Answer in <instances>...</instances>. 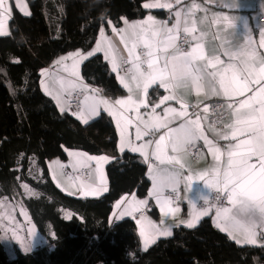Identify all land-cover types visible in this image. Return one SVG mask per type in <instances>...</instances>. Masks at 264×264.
Wrapping results in <instances>:
<instances>
[{
    "label": "trees",
    "instance_id": "1",
    "mask_svg": "<svg viewBox=\"0 0 264 264\" xmlns=\"http://www.w3.org/2000/svg\"><path fill=\"white\" fill-rule=\"evenodd\" d=\"M144 1L27 0L29 15L14 12L9 33L0 35V199L25 209L48 240L40 250L10 251L0 227V264H264V244H238L208 218L141 248L133 219L112 221V206L131 191L146 193L144 162L118 151L104 115L85 124L39 87L43 66L88 49L101 25L142 16ZM80 74L109 96L123 91L100 54L82 61ZM67 150L111 156L106 191L81 197L56 186L47 160Z\"/></svg>",
    "mask_w": 264,
    "mask_h": 264
},
{
    "label": "snow or ice",
    "instance_id": "2",
    "mask_svg": "<svg viewBox=\"0 0 264 264\" xmlns=\"http://www.w3.org/2000/svg\"><path fill=\"white\" fill-rule=\"evenodd\" d=\"M17 3L19 7V0ZM176 3L179 4L180 0H176ZM228 6L237 7V3ZM144 7L148 9L171 8L172 5L156 0L154 3H146ZM198 7L199 5L193 4L187 13L176 11V22L171 27L151 15L145 20L135 23L125 20V28L120 29L119 32L124 34L121 35V43L124 44L127 51L126 59L119 55L111 41L104 37L102 30L103 39L98 40L96 47L86 56L76 52L62 58V61L71 60L72 64L64 66V71L70 78L61 79V91H67L71 96L73 90H82L84 95L83 100L80 101L81 109L73 112V115L85 124L91 117L100 116L99 109L103 107V110L116 123V128L120 133L121 152L125 148L133 153L138 152L144 157L145 162L149 160L150 154L158 162L157 164L149 163V176L152 180L150 195L155 198L162 212L165 209L169 212L177 211L170 207L172 198L166 195V190L177 193L178 185L181 182H184L186 191L190 190L191 183L195 178L203 181L206 188L215 190L216 196L211 204H209L208 197H199L208 207L195 213L193 220L187 223V227H193V221L198 220L201 216H206L212 208H215L217 227L221 231L227 232L238 244H255L257 230L264 232V55L258 54L252 46L254 42L248 36L246 27L242 45L233 47L227 40L221 44L224 55L228 57V63L222 61L219 55L206 56L202 43L205 33L201 32L198 36L193 35L196 32L194 20L192 26H188V17L192 14V9ZM24 8L26 5L21 10L24 11ZM10 14L11 11L6 6V0H0V35L8 34L5 31V26L6 17ZM24 14L29 15L26 11ZM182 15L183 32L190 36L192 41H196L195 44H191L188 40L184 41V43L190 44V50L187 52L183 51L182 46L176 43L181 31ZM233 21L232 17L222 16L217 17L213 23H219L222 30L226 31L235 29ZM113 31L117 30L114 28ZM260 35V46L264 47V31ZM98 52H104V59L110 64L111 72L116 73L119 82L130 93L126 99L110 101L99 98L97 90L90 89L80 79L78 71L80 63ZM62 61H58V63H62ZM71 77L75 79H71ZM155 84L166 91L191 87L197 95L210 90L212 95H222L225 100L231 101L226 104V109L233 119L230 124L225 125L230 131L219 135L225 141L236 142L227 144L224 149L214 145L203 136L200 117L197 115L195 119L190 118L187 106L180 101H177L180 103L179 110L166 106L163 109V114L157 112L164 102L177 100L174 94L163 96L160 103L153 106L151 113L145 119L139 110L141 107L146 108L147 104L144 99L133 98L135 95L133 85L141 93L147 94L148 89ZM45 91L46 94H52L47 88ZM153 91L156 92L158 89H153ZM58 95L53 98L57 99L59 104ZM237 97H241V99H236ZM116 106L125 112L131 111L135 114L134 117L128 118ZM60 110L64 112L67 109L60 105ZM134 120L139 121V124L135 125L136 141L142 140L145 136L162 134L155 141L147 140L136 144L127 136V127L133 125ZM140 125L143 127L141 128ZM198 139H204L215 163L205 172L196 174L189 172L185 176L182 172L184 165L181 163L180 154L189 144H193ZM169 149L173 155L168 154ZM91 160L96 161L100 185L86 186L85 195H96L107 190L103 187V173L100 169L101 164L106 161V157L85 158L81 155L77 164L80 167H88L87 162ZM167 165H172V167H167ZM177 165L179 167H176ZM221 200H226L229 206L217 203ZM122 202H118L117 207H120ZM147 203L146 200H136L133 196L127 201L120 216L138 212ZM145 220L146 218L141 215V219L137 221L145 248L150 243H154L157 236L171 235L168 230H161L150 221L145 223Z\"/></svg>",
    "mask_w": 264,
    "mask_h": 264
},
{
    "label": "crops",
    "instance_id": "3",
    "mask_svg": "<svg viewBox=\"0 0 264 264\" xmlns=\"http://www.w3.org/2000/svg\"><path fill=\"white\" fill-rule=\"evenodd\" d=\"M154 2H156V0H145L143 2V7L146 3H154ZM159 2L169 3L172 5V7L171 8H150V9L144 7L146 11L140 17L132 18V19L123 18L118 26L113 25L111 22L101 25L98 29V32H97V35H96V38L93 44L88 49L86 50L74 49V50H70L68 52H65V53H62L56 56L50 64L43 66L39 70V87L41 91L44 94H46L45 89L47 88V90L51 92L52 94L51 95L46 94V95L49 96L53 100L57 108L60 109V105H63L67 109L66 94L68 92L61 91L60 81L62 78L64 79L70 78L68 77V73L64 71V66L65 65L71 66L72 61L71 60L62 61V58L68 57L69 55L76 53V52H80L86 56L88 52L93 51V49L96 47L97 41L103 39V37L101 36V31L103 30L104 37H107V39L111 41L112 46L118 51L119 55H121L122 57L126 59L127 51L125 50L124 44L121 43V35H124V34L119 32L120 29L125 28V23H124L125 20L128 21L129 23H135L138 21H143L149 15H151L156 20L163 22L168 27H171L176 22L175 12L181 11L182 13H187L188 9L191 8L193 4L199 5V7L192 9V14L188 17V26L191 27L192 21L194 20L196 22L195 24L196 32L193 33V35L198 36L201 32L205 33L202 43L204 45V53L206 56L219 55L222 61H224L225 63H228V57L224 55V52L221 49V44L224 40H227L231 42V45L233 47L242 45L244 43L243 35L245 33L246 27L248 28V36L254 42L252 46L256 49L258 54L264 55V47L260 46V39H261L260 34L262 31H264V0H180L179 4L176 3V0H159ZM236 3H237V7L228 6L229 4H236ZM19 4L20 6L18 7L17 0H6V6L11 11L10 16L6 17L7 22L5 26V31L7 33H9V30H10V20L14 12L17 11L23 15H25L24 11L29 13V7L27 4V0H19ZM25 5H26V8H24V11H22L21 8L24 7ZM222 16H229V17L234 18V21H233L235 25L234 30L227 29L225 31V30H222V26L219 23H213V21L216 20L217 17H222ZM183 26L184 25H183V15H182L181 31H183L182 30ZM114 28L117 31L114 32L113 31ZM186 36L191 44L196 43V41L191 40L190 36H188L187 34ZM125 38L127 39V37ZM129 46H130V41H129ZM189 50H190V44L183 51L187 52ZM95 54H100L102 58L104 59V52H98ZM58 61H62V63H58ZM81 63L78 68L80 79L83 81L84 84L89 86L91 83L86 82L81 77V74H80ZM106 63L108 65L109 70L111 71L110 64L108 63V61H106ZM113 75L116 78L119 85L122 87L123 91L115 96H109L104 93L101 87L94 85L96 87L94 89H96L98 92V97L109 99L110 101H115L116 99H126L130 95V93L119 82V80L117 79L116 73H113ZM71 79H75V78L71 77ZM129 80H130V77H129ZM133 88H134V93H135L133 98L136 100L144 99L147 104L146 108L141 107L139 110L140 114L145 119H147L148 114L151 113L153 106L155 104L160 103V100L162 99L163 96L174 94L177 97V100L164 102L157 109V112H159L160 114H163V109L166 106L174 107L179 110L180 103H178L177 101H180L187 106V109L190 114V118L195 119L197 115L200 117V125H201V129L203 132V136L206 137L209 141H211L214 145H217L221 149H224L226 148L227 144L236 142L233 140L225 141L221 139L219 135L221 133H226L230 131L229 129L225 127V125L230 124L233 119L229 112H228L229 113L228 116L222 120L221 125L219 127L212 128V129H207L204 127V123L206 122L205 109L208 108L207 100L213 99V98H219L224 101L225 106L227 103L231 102V101L225 100V98L222 95L214 96L212 95L210 90H206L205 92H202L199 95H197L195 90H193L191 87H181V88L175 89L174 91H171V90L166 91L165 89L159 88L158 84L152 85L148 89L147 94L141 93L140 90L135 88V85H133ZM153 89H158V91L154 92ZM57 95L59 99V104H58V100L53 98L54 96H57ZM83 95L81 96L80 101L83 100ZM236 99H241V97H237ZM192 103L201 104L200 113H191L190 105ZM116 108L119 109V106H116ZM80 109H81V105H80ZM99 111L101 113L100 115H104L106 118H108L112 122L115 132H116V146H117L118 151H121L120 150V133L116 128V123L114 119L111 116H109L107 112L103 110V107H101ZM119 111L124 112V115L130 119L133 118L135 115L131 111L125 112L123 109H119ZM92 118H95V116L91 117L90 119ZM138 124H139V121L134 120V124L128 125L127 127L128 139L136 144L143 143L147 140L155 141L156 139L159 138V135L162 134V133H157L155 135L145 136L143 137L142 140L136 141L135 140V132H136L135 125H138ZM140 126L141 128L143 127L142 125ZM198 142L202 144V149L200 153L197 155V157L195 158L191 157L190 155L187 154L185 150L184 152L180 154L181 163H183L184 165L182 172H183V175L185 176L188 175L189 172H191L192 174L205 172L209 170L215 163V161L213 160V156L208 149V146L205 144L204 139H198L193 144L198 143ZM124 151L131 152L127 148H125ZM66 152L67 153L64 158L53 157L47 160V168H48L49 175L51 179L53 180V182L56 184V186L59 187L64 192L68 193L72 191V193L76 194L77 196H81V197H95L103 193L104 191H101L99 194H96V195H93V194L85 195L84 194V192L87 190L86 186L91 185L93 187H96L100 185V177L96 171L97 165H96L95 160L88 161L87 162L89 165L88 167H80L77 164V161L79 160L81 155H83L85 158L86 157H106V161L101 164L100 169H101V172L103 173V180H104L103 187L107 189V177H106L105 166L107 162L111 159V156L105 153L88 154L86 152H82L78 150H67ZM134 154L139 156L140 159L145 164L144 175L148 180V187H147L146 193L143 196H138L135 193V191H131L129 193L122 195L118 199H116L113 202V206H112V221H118L123 218H132L135 223L136 233L138 235L140 246L141 248H145L143 238L140 236V225L137 223V221L141 219V215H143L146 218L145 223L150 221L152 224L156 225L161 230L166 229L171 233L174 227H177L180 225L187 226V223L193 220V216L195 213L201 211L205 207H208V205H206L205 202L203 203L202 206H198L197 204L199 201H203L199 198L200 196L209 198L210 189L206 188L203 181H200L194 178L191 183V189L186 191L184 182H181L177 188L178 196H177V193H174L176 195V199L178 202L174 203L172 200V203L170 205L172 209H176L177 211L169 212L167 209H165V211L162 212L155 198L150 195V192L152 191V180L150 179V176H149V163L157 164L158 162L155 161L151 157L150 154H149V160L147 162H145L144 157H142L138 152ZM168 154L173 155L170 149H169ZM254 161H255V158H254ZM167 167L171 168L172 165H167ZM176 167H179V166L177 165ZM78 170H84L87 173V177L85 180H81L79 177L75 175V172ZM167 191H170V190H166V195H168ZM133 196H135L136 200H146L148 203L144 205L142 209L138 212H134L131 215L120 216V213L123 211L124 207L126 206L127 201L130 200ZM121 201L123 202L120 204V207H117V203ZM226 206H229V205L227 204ZM203 218H208L214 227L220 229L219 227H217L218 222L215 217V208H212L206 216H201L199 217L198 220L193 221V224L196 225ZM225 233L229 236L227 232ZM161 237H167V236H157L155 240ZM255 244H264V232L257 230V238H256Z\"/></svg>",
    "mask_w": 264,
    "mask_h": 264
},
{
    "label": "built area",
    "instance_id": "4",
    "mask_svg": "<svg viewBox=\"0 0 264 264\" xmlns=\"http://www.w3.org/2000/svg\"><path fill=\"white\" fill-rule=\"evenodd\" d=\"M185 40H188L186 34L183 31H180L176 43L182 46V50H185L189 43H184ZM189 41V40H188ZM125 67H128L125 65ZM89 88H96L93 84L89 85ZM99 89V88H98ZM100 90V89H99ZM83 95V92L81 89H76L71 92V96L69 94H66V104L67 109L70 113L73 114V112H77L80 110V99ZM208 108L207 111H205L206 115V122L204 123V127L207 129L217 128L221 125V122L223 119H225L228 116V111L226 109L225 103L222 99L219 98H213L207 100ZM200 105L198 103H192L190 105V111L191 113H200ZM224 105L225 107H221ZM202 149L201 143H195V144H189L185 151L188 155L195 158L200 153ZM75 175L79 177L81 180H85L87 177V173L84 170H78L75 172ZM167 194L172 198L174 203H177L176 195L172 193L171 191H167ZM216 196L215 190H210L209 192V203L214 202V198ZM204 201H199L198 206H202ZM217 203L223 204V206L227 205L226 200H221Z\"/></svg>",
    "mask_w": 264,
    "mask_h": 264
},
{
    "label": "rangeland",
    "instance_id": "5",
    "mask_svg": "<svg viewBox=\"0 0 264 264\" xmlns=\"http://www.w3.org/2000/svg\"><path fill=\"white\" fill-rule=\"evenodd\" d=\"M67 194L76 195L72 191ZM17 209V205H14L10 200L6 198L0 199L1 235L3 242L10 251L13 246L22 250L30 247L25 230L18 217Z\"/></svg>",
    "mask_w": 264,
    "mask_h": 264
},
{
    "label": "water",
    "instance_id": "6",
    "mask_svg": "<svg viewBox=\"0 0 264 264\" xmlns=\"http://www.w3.org/2000/svg\"><path fill=\"white\" fill-rule=\"evenodd\" d=\"M17 214L25 230L31 250H40L47 247L48 240L39 231L32 216L23 208H18Z\"/></svg>",
    "mask_w": 264,
    "mask_h": 264
}]
</instances>
